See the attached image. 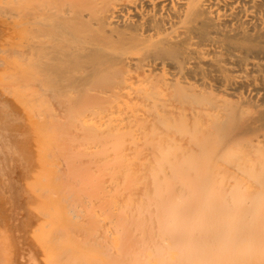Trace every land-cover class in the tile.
Masks as SVG:
<instances>
[{
    "label": "bare ground",
    "instance_id": "obj_1",
    "mask_svg": "<svg viewBox=\"0 0 264 264\" xmlns=\"http://www.w3.org/2000/svg\"><path fill=\"white\" fill-rule=\"evenodd\" d=\"M23 1L28 2V6L32 3L31 7H28L30 9V19H34L33 21L36 19L40 22L43 21L42 25L40 24L42 28L47 27L46 29L49 31L52 30L48 29L49 26L55 28V25H58L60 30L56 31L59 33L62 32V34L59 35L60 38H58L57 32L54 31L55 29L53 31L56 32V37L59 39L58 42H61L60 39H63V46L60 47V43H58L59 48H55L57 43H55L56 46L53 44L52 47L55 46L52 48L53 52L56 49L59 53H56V57L50 58L49 56L51 59L50 61L49 58L46 59L48 53H45L47 54L45 55L46 57L39 53V51L41 52L43 50V46H41L42 48L38 51V47H40L41 44L38 46V43L36 44L35 41H32L37 36L35 35V31H33L35 34L28 31L31 33L29 36L28 32H26L27 29L25 25L24 27L26 30H24L22 26H19L24 30L23 31L21 29V31L24 32L23 35H28V40L31 39L33 43L30 46L29 44L31 42L25 39L23 41L25 47L27 41L30 42L27 45L30 46V48L26 50L21 43L22 40L19 38V44L17 41L15 44L20 46L19 49L24 47L26 51L24 48L21 50H18V47L14 48L15 44L13 43L14 46L12 49H16L20 51V53H17L18 51L16 50H13L12 52L9 51V54L11 53L10 57L14 59L15 56L16 58V55L13 54L15 52L18 57L21 53L22 55L25 54L28 56L31 53L32 56L35 54L34 59H36L38 54L39 56L37 57V60H29V62H31L29 64H34L33 62H36L38 67L40 64V62L38 64V60L42 62V60H40L41 55L46 59V62L44 61L45 59L43 60L44 63H41L42 65H47L51 62L47 65V67L53 65L52 62L55 61V58L59 59L61 62L60 63L58 60L57 61L59 63L57 61L54 62L57 66L60 64L58 67H61V65L64 64L63 62H65V69H67L69 65L71 66L67 69L69 71L66 70L67 72H77V83L79 84L78 86L76 85L77 87L74 86L76 84L75 81H72L76 77L73 79L68 78L71 82L69 80L67 81V78L64 80L65 82L62 79V82L61 78H64L65 76H60V78L57 76L56 78V76L53 75L54 72H51V74L48 72V75H53L55 77H50L45 74L43 75L44 78L47 77L52 80H49L50 85L54 84V82L57 83L56 85L62 82L59 85L63 86L62 84L66 83V81L68 84L70 82V86L66 83V86L62 88H67V86L71 87V90L78 88V90L74 89L72 91H76L78 93L76 95H79V97L83 99L84 97L82 96L86 95V99H84L86 103L88 102L87 100H92L96 104L94 106L95 109L93 108V102H91L93 105L87 103V105H85V109H82L84 107L81 106L85 101L83 104L81 103L82 105H80V101L74 102L76 104H74L72 100V102L70 100L68 101V95L66 97V95L63 96L61 94H63L62 91H64V94H69V92L62 90L60 93V90L62 89L61 86L60 89L59 86L57 87L54 84L55 89L59 88L58 93L57 91H54L55 89L51 88L46 82V84H44V80L47 82L49 81L47 78L44 79L41 77L42 73L40 77L44 79L42 80L43 83H41V80L37 81V84L41 83L42 86H40V84L36 85V77H33V80H35L29 81V83L34 82L35 84H32L34 86L36 85L35 88L39 89L49 85V89L56 92L55 95L58 96V98H51V93L50 98L52 100H49L50 98H48L47 101V97H45L46 94L43 93L44 91L39 93V89H35L34 93V91H32L34 86L32 84L31 86L27 82L31 79L29 76H35L38 73L40 74L44 70V67L43 69L39 67L41 70H36L38 71L37 73L35 71L36 67L34 68L31 66L34 68L33 73L35 72V75H32V71L27 69L30 67L27 59L32 57L31 54L28 58H26L27 63L25 60H21V58L27 56H20L21 58L19 57V60L26 64L24 65L25 67L21 65L20 68L17 69H20L22 72L25 68V70H30L29 72L31 73L30 74L26 70L30 75L28 78H26L27 75L25 77L22 76V80L24 79L25 82V84L22 85L27 86L29 84L27 88L29 89L30 86L32 87L29 93L33 92L32 94L26 93L29 94L26 99H28L30 95L34 97H31V100L37 98L36 96L38 95L40 97L44 95V97L40 98L41 101L39 99L37 101H40V104H44L47 101L48 103L46 102L47 104H45V107L47 106V108L50 109L48 111L51 113L55 111V108H57L56 110L59 112L61 108L64 107L63 110L65 111V109H67L65 108L66 105V107L73 108L71 105L74 104L72 105L75 108L74 111L77 110L76 108L80 110L78 107L80 105L83 110L80 111L83 115L87 113L90 114V117L88 118H85L86 115H84V119L83 115H81V112L78 110L80 113L76 111L77 114L75 115V120H70L69 122V119L71 118L69 115L71 116V113H73V109L71 110L69 108L71 112H68L69 110L67 109L68 111L66 110L67 112L65 111V113L69 114L66 115L67 117L64 116V120H61V122H65V125V118H67L66 120L70 124L75 121L73 123L74 125L71 126V129H69V131H74L72 127L76 125V121L79 120L78 117L81 116L83 121L80 119L79 122L81 124L77 123L78 125L76 126L78 127L80 125L78 128H81V130L84 128L87 132L88 138L86 139L88 140V145L87 141L84 140L86 135H84V139H82V135L80 136L78 134L80 137L76 139V129L74 131L76 132V135L74 134L75 137L72 134V137L76 139L74 141L72 138L74 143L71 142V140L68 141L67 144L64 142L65 146L62 147L63 149L60 148V143L59 145L55 144L61 150H64V148L66 150L67 147L68 149L70 148V146H68L70 145V142L73 143L75 147H77L76 145H78V147L80 145L83 146L82 142H86V145L84 146L88 147L83 148V150L87 149L85 152V155L88 157L87 162L83 160L85 155L81 152L83 151L82 148L81 150L78 147L76 148V151H79L76 152L77 157H81L80 155L83 154L84 158L81 157L82 159L79 157L77 158L75 156L76 153L70 154L74 146L69 149L70 151H67L68 149L66 150L69 156L64 155L66 156L64 157L66 159L68 157H73L74 160L75 157L78 160L80 159L79 162L76 161L77 159L75 160L77 162L76 165L78 164L75 166L74 160H70L71 162H69L62 159V156L59 157V152L61 151L55 150L56 146L49 144L54 147V152L59 155L58 160H64L63 163H65V165H63L60 161L63 166L62 170L64 169V166H67L69 163L70 166H75L73 167L74 169H72V167L67 169L70 172L66 171V167L63 171L64 173L60 172L64 174H62V176L66 177V179H63V177L61 178V174L57 172L60 176L58 177L59 180H61V184L63 185V182L65 184V188L62 189L64 193L59 190L63 193L61 196L62 200L66 203V200H68L67 198L71 199V202L69 201L70 203H68L69 205L67 204L68 207L66 206L67 208L64 211L69 213L68 223L72 224L71 226H68L69 228L66 233L63 234V237L61 233L59 235L58 230L57 233L56 231L55 233L57 234V237H62H60L61 239L58 237L59 241L62 240L64 242L65 240H69V242L67 241L68 243L73 242L71 240L77 241L75 243H77L76 245L78 246L75 248L80 253H87L83 262H77H79V264H127L128 257L131 258L132 255L141 254V252L147 253V264H251L252 260H256L252 259L253 255L249 253L254 250L258 252V241L254 239V235L261 237V239L264 237V226L262 225L263 229H261L263 231L262 236H260L261 231L259 230V228H261L259 225L261 226L264 222L262 220L263 222L261 221L259 224V221L262 219L261 217L264 216V201L258 197H255L253 200L251 199L252 201H249L248 203H250V205L252 204L254 207L256 205L257 209L259 206L262 207V210L261 208L260 210L263 214L259 212L261 215L259 216L256 213L257 209H254L251 211H255L258 216L252 215L248 217L250 212L248 213L249 215L244 212V210L246 211L248 204L246 205L245 203V206L247 207H245L244 210L242 209L244 207L241 206V208H239L241 210L237 209V206L234 207V205H231L232 207L228 205L229 207H227V205H225L226 202H223L221 197H211L196 186L191 188V180L199 176L210 178H224L232 176L237 178L238 176L246 177L250 174H255L256 176H260V180L256 181L258 182L257 184L264 186V0H51L50 2L56 1L54 5H52L49 0H40L41 2L47 1L45 4H40V1H37V3L39 2V4H37L34 2L35 0ZM24 2L22 3L24 4ZM17 6L19 7V5ZM17 6L16 8H18ZM9 8L13 9L14 12L16 10V8L14 10L13 7H10V5ZM7 9L8 8L5 10ZM5 10L2 12L4 18L6 16L4 15L6 12ZM17 10L20 9L18 8ZM23 11L25 12V10ZM9 13L11 14V11ZM25 13L27 14V12ZM29 14L26 20L30 22L32 20L29 19ZM1 15L2 14H0V17H2ZM16 15L18 17L17 13ZM8 17L10 18V16ZM10 19H12L11 21L13 23V17ZM19 19L22 20V18ZM45 19H50V22L55 21L57 23L53 26V24H50L48 21V23L46 22L45 24L50 25L44 26ZM21 20L18 21L20 22ZM26 20L24 19L23 21L26 22ZM39 21H36L37 24L34 22V24L39 25ZM22 22L21 25L24 23ZM16 24L19 23H15V26H17ZM31 26L35 27L37 30V26H33V24ZM0 28L4 29L3 26H0ZM37 34L39 35L40 33L38 32ZM62 35H64V38L61 37ZM54 36L52 38L55 42ZM32 37H34V39ZM39 37H36V39H39ZM34 43L37 45L36 47H33L35 45ZM45 44H47V42ZM49 47L51 49V46ZM50 49L47 52H49L50 55H54ZM22 50H24L25 53H23ZM29 50L30 53L27 52ZM61 50H63L64 53H62ZM6 51L5 54L8 52ZM34 51L36 52L34 53ZM7 54L4 56H9V54ZM16 59L13 60V64ZM66 62L68 63L66 64ZM76 65L77 68L75 69ZM52 68L53 66L51 69ZM65 69H62L63 72ZM52 70H55V74L57 72L59 73V71L56 72L57 69ZM58 70L62 71L60 68H58ZM21 75H25V72L20 73L19 77ZM40 77L38 79H41ZM25 78L28 80L26 81ZM51 78H55L54 82ZM56 79L58 82L55 81ZM14 81L16 82V80ZM17 83V86L19 87L20 81ZM19 88L22 89L23 86ZM27 88H23V90ZM45 88L46 87H44V89ZM46 92L49 95L48 89ZM73 92H70V95H72ZM80 93L82 96H80ZM33 94H36V96H33ZM62 96L63 98L66 97V100H64L67 101L66 103L70 106H68V104L65 105L64 103H62V106L61 102L63 100H60L63 99L61 98ZM74 96L72 97L75 98ZM76 97L78 98V96ZM26 99L25 101H27ZM56 99L59 100L61 104H57L61 106H59L60 108L56 105L57 101L56 103L51 104V101L53 102V100L55 101ZM49 101L52 106L53 104L55 105V108L50 107L51 105L49 104ZM97 101H99L98 103L101 105H99ZM0 103H4V101ZM78 103L79 105H77ZM28 104L29 103L26 105ZM89 104L92 106L87 109L90 113L86 110V108L90 107ZM37 105H39V103H37ZM10 107L11 106L8 108L10 109ZM8 108L5 107V110H8ZM92 108L94 109L93 112L90 111L93 110ZM42 109L45 108L42 107ZM84 110L86 113H84ZM33 111L32 113L36 116ZM58 112H53L55 115H51L50 113L48 114L51 116L61 114L63 117L64 112ZM12 113L9 115L7 112V115L12 116ZM7 115L3 114V116ZM38 116L39 118L41 117L40 114L37 115V117ZM19 117L21 116H18L17 114L16 118ZM50 118L52 119L53 117ZM50 118L48 119L50 120ZM44 119L46 120L47 118ZM53 119L52 121L50 120L51 122L48 120V125L49 122L56 123L58 121L57 123H59L60 121L58 118ZM13 120L14 119H12V121ZM15 120L13 122H15ZM34 121H36V119ZM42 123L40 124L42 125ZM57 123L55 124V128L58 132L54 131L55 134L54 136L52 135L54 139H52L49 134L47 135L52 139L50 140L52 143L55 141V143L60 142V140L65 138L64 136L63 138L62 135L66 136V134L69 133L67 130L70 126L67 125L65 130H63L66 132H61L62 134L57 136L58 133L60 134V130L58 128L61 129L64 124L62 123L61 125L60 123ZM57 125H60L61 127H58ZM46 126H44V128ZM52 126L53 125L49 126V128ZM49 128L46 127L47 130ZM6 130L7 129L3 132L5 135L7 134ZM49 130L51 131V128ZM81 133H83V131H81ZM8 134L10 135L11 133ZM25 134L27 133L25 132ZM2 135L0 137V141L3 138H5L6 141L8 136L5 137L4 135L2 137ZM12 135L13 134H11L10 139L13 137ZM56 136L60 138L59 141L55 140ZM68 136L71 135L68 134ZM25 139L28 140L27 138ZM69 139H71V137ZM78 139H82L84 141L81 140L82 142H80L79 140V143H81L79 144L77 142ZM65 140L68 139L66 138ZM31 142H28L27 144ZM13 144L12 145L15 146L17 143L14 141ZM25 145L22 146L24 147ZM4 146L5 144H3L1 150H3V148L5 150H3L0 155L2 157V153L7 152L6 154L4 153V156H7L4 158L5 163L2 157L1 161L3 162L1 165L4 166L6 163L8 165V157L10 160L14 159L12 162L13 164L18 163L19 159L16 160L13 154H9L11 153V150L9 151V148L7 149L5 148L6 146ZM23 147L21 150L24 149ZM53 147H51V151ZM14 148L18 149L19 147L16 145ZM34 148L33 151H35ZM59 148L58 150H60ZM42 149L44 150V148ZM29 150H32V148L28 149V152L26 150L22 151L32 154V151L29 152ZM19 151L20 148L18 150V154ZM23 152L20 154H23ZM34 153L37 152L35 151L33 154ZM52 153L50 152L48 154L51 155ZM78 153L82 154L78 155ZM27 155L29 156V154ZM52 155L54 156V154ZM27 161L28 164L29 160ZM1 165L0 169L2 168V174L5 175V171L6 176H9L8 173H10L13 167L11 168L10 166L8 167L5 165L9 169L8 171L6 168L3 170ZM61 165H57V167L59 166L58 169L60 168L59 171H61ZM15 166L17 165L15 164ZM21 166L23 167V165ZM53 166L55 167V164ZM17 168L15 167L16 170ZM21 168L17 170L16 175L12 174L14 172L11 171L10 178L18 180L21 177L19 173L21 172ZM75 168L77 174L74 173ZM47 169H49L48 166ZM24 172H21V174H24ZM68 173H70L71 176H69ZM12 175H15L17 179L13 178ZM66 175L72 179L68 178ZM23 176L24 175H22V177ZM55 179L57 181V178ZM69 180H73L76 184H73V182ZM11 182L10 185H13V183L16 185L18 182H23V180L12 182V184ZM22 184H20L21 187L24 186L25 183L23 185ZM17 185L16 188H19ZM69 185L73 187L71 189H74V186H76L78 193L76 192V194H73ZM77 185H79V187ZM7 187H9L8 183ZM7 187L5 186L3 189L1 188L2 190L0 189L1 191L4 189L8 190H4V195L2 197L6 198L9 194L10 187L11 190L13 188V186H10L9 189ZM21 187L16 190L21 189L22 191ZM14 190L15 188H13V191ZM176 192L179 196H183V194L188 195L192 192L193 196H189L188 199L189 201L193 200L196 202H181L182 206L174 212L173 208L168 207L170 204L166 195H173ZM18 193L19 192L17 191V196L19 195ZM43 193L42 196L46 194ZM21 194L22 192H20L19 196L22 197L19 199L21 202L17 200L18 198L15 196L14 198L16 202L20 203L21 206L19 205L20 208H18V212L21 211L22 214V211L24 210L22 206L24 205L21 203H23V198L25 200L24 195L26 192L25 194L23 193V196ZM234 196L233 199L236 200V202L238 201L237 204H239L241 198L238 199V195L236 197ZM8 197L10 198L11 194H9ZM8 197L6 198V202L11 204V201L14 198H12V196L9 199L10 201H7ZM30 198H28L29 200H26L27 203L31 202L32 199ZM222 202L223 206L220 204ZM8 203L6 204L8 205ZM64 204H61L62 211L64 209L63 207H65ZM239 205H241V203ZM27 206L28 205L25 204V209H28ZM8 207L10 208L11 206ZM196 207L200 212L198 214L193 213V210H195ZM237 210H239L240 213L239 211L237 212ZM25 211L28 212V210ZM64 211L63 213L65 214ZM242 212L247 215L248 218H245L246 216L243 217L244 215L241 214ZM6 213H8V210ZM10 213L12 214V211H9V214ZM32 213L34 215V211ZM32 213H28L27 215L25 212L24 214L28 216H26L25 219H28L29 216H31V219L33 215L30 214ZM66 215L65 217L68 216ZM14 217H11L10 219L12 220ZM257 217L259 221L256 220ZM21 218H23V215L19 218L20 223H18L21 225H18L21 229L22 226L23 228L26 226L27 230L31 227L35 229V225H38L40 222H36L38 221V218L36 221L34 220V222H32V226L29 225L31 227H28L23 223L24 218L21 222ZM253 218L256 222H258V224L252 223V220L253 222L255 221ZM33 219L34 218L30 221H33ZM242 219L245 220L244 223H242ZM238 220L241 222L238 223ZM246 220L247 223H245ZM9 221L10 220L8 219L9 225H7V229H9L8 231L10 233L11 229L9 227L11 224L16 222V220L12 221V223ZM2 222H4V220H2ZM255 224L256 227H259L257 231H254ZM13 225L11 227H13ZM244 226L248 227V230L247 227H245L247 231L244 230ZM5 227L6 224L3 228ZM251 227H253V229ZM38 229L40 231L42 226ZM27 230L25 234L24 231H22V233L24 235L27 234V238L31 236L32 238L30 240H33L35 236H38L37 234L32 236V234H35L36 231H34L31 235H28ZM5 233H7V231H5ZM17 233L18 231H14L11 235H17ZM55 233L53 231V235ZM24 235H22V237ZM55 236L53 239L56 240L57 237L55 238ZM9 237V241L7 242L10 244L9 246H11L13 244L12 241L15 243L16 239L14 240L10 237L12 239L11 240ZM263 239H258L260 241V245L263 244ZM18 240L23 241H20L21 245L26 243V241H24V237L22 239L18 238L17 244L19 245V248L20 242L18 243ZM30 240L27 241V246L29 245V248L32 247L30 250L35 249V247H37L35 245L38 241L36 239H34L37 241H35L36 243L31 241L33 244L35 243L33 245ZM248 243L250 246H248ZM15 244H13L12 247H15ZM25 245H22V249L24 250ZM16 248L11 249L12 251L14 250V259ZM29 248L25 250L26 256L23 258L25 261L22 264H40L39 261L37 262L38 258L35 259L34 254L31 253L33 251H30ZM1 249L4 250V248ZM19 250L17 248V251L20 253L21 251ZM43 251L44 250H42V252ZM78 251L75 252L78 253ZM174 251L177 253L175 257H172ZM6 252H8V250ZM75 252L73 253L71 251V255L69 254V257L75 255ZM40 253L41 252L37 253L36 251L35 255H39ZM20 254H18V256ZM66 254L68 255V253ZM76 255L79 256V253ZM20 256L21 260L20 258H16L22 262L23 256L22 254ZM141 256L138 257L140 258ZM1 257L3 258V256ZM9 257H12V253ZM245 257H247V259L251 258L252 260L250 259V262L248 263ZM168 258H173L174 261H168ZM243 258L245 260H242ZM15 261L16 260H12V263L14 262L13 264H15ZM130 261L132 262V260ZM3 262L0 263L2 264ZM65 262H68L69 264L72 263H70L69 260ZM137 262L139 263V261ZM262 263H264V261ZM9 264H11V262Z\"/></svg>",
    "mask_w": 264,
    "mask_h": 264
},
{
    "label": "rangeland",
    "instance_id": "obj_2",
    "mask_svg": "<svg viewBox=\"0 0 264 264\" xmlns=\"http://www.w3.org/2000/svg\"><path fill=\"white\" fill-rule=\"evenodd\" d=\"M2 1V2H1ZM28 1V0H27ZM37 1H40V0H35L34 2H36L37 3ZM44 1V0H43ZM48 1V0H47ZM47 1H45V2H47ZM51 0H49V2H50ZM7 2V3H6ZM11 2V3H10ZM22 2H24L23 0H0V14H2L1 16L2 17H0V26L2 27L3 26V28L4 29H2V28H0V102H2V101H4V103H0V119H3V120H0V137H1V135L3 134V132H5V129H7L6 131H7V134L5 135V134H3L2 135V137L5 135V137H7L8 136V138H7V140H10V141H5V138H3L1 141H0V144L1 143H3V144H5V148H9V151L11 150V153H9V154H13V156L16 158V160H18L19 159V162L18 163H12L13 162V160H10L9 159V157H8V162L10 163H8V165H7V163L5 164L6 166H10L11 168H12V172H14V173H12V174H17L16 172H17V170L18 169H20L22 166L21 165H23V167L21 168V172H24L25 170L26 171H28V172H24V174L22 173L21 174V172H19L20 173V176H19V174H18V176L20 177H18L19 179L18 180H13L12 178H10L11 177V171H10V173H8V171H9V169L4 165H1V163L4 161V158L7 156H4V153L6 154L7 152H3L2 153V157H3V161H1L2 160V157H1V155H0V165L3 167V170H4V168H6L8 171H7V173L9 174V176L7 175L6 176V172L4 171V173H5V175H3L2 174V168L0 169L1 171H0V189L2 188L3 189V187H7V183H8V186L10 187V186H13V188H15V190L18 188H16V185L19 183L18 181H22L23 180V182L25 183H23V182H21V183H19L17 186H19V188L21 187V185L20 184H24V186H22L21 188H22V191H21V189L20 190H14L13 191V188H12V190H11V187H10V189H9V187H7L8 189H9V194H11V197L12 198H14V196L16 197V198H18L17 200H19L20 198H22V197H19L20 196V192H22V196L25 194V192H26V194L24 195L25 196V200H24V198H23V203H25L26 205H28L27 207H28V209H25V204H23V203H21L22 205H24V206H22V208L24 209H22L23 211H22V214H21V211L20 212H18V208H20L19 207V205H20V203H18V202H16V200H15V198L13 199V200H15V201H11V204L10 203H8V202H6V198L8 197V192H7V194H5V195H7V197L5 198V197H2L4 194V190H7V189H4L3 191H1L0 190V222H1V224H2V226H1V224H0V262H3L2 264H9L10 262H11V264H13L12 263V260H16L15 261V264H18L19 262H21L20 260H21V254H22V259L24 258V256H26L25 254H26V249L27 248H29L28 246H27V241H29L32 237L30 236V237H26V235H24L25 233H26V230H27V228H26V226H24L25 228H23V226H22V229H26V230H22L20 227H18V225L19 226H21L20 224H18V223H20L19 221V218L21 217V215H23V218H24V221H23V218H21V222L23 221V223L24 224H26L28 227H31L32 226V222H34V220L36 221V219H38V221H36V222H39V224L38 225H35L34 227H35V229L33 228V227H31V228H28V230H27V233H28V235L30 234H32V233H34V231H36V233L35 234H32V236L33 235H38V236H35L34 237V239H36V240H30V242L31 241H36L37 242V244L35 245V246H37V247H35V249H32V250H30L31 248H29V250L30 251H33V252H31L32 254H34V256H35V259H37V262L39 261V263L40 264H67L65 261H68L69 260V262L71 263H73V264H79V262L81 261V262H83V260L85 259V257H86V255H87V253L85 254H83V253H80L75 247L76 246H78V245H76L77 243H75V242H77V241H75V240H71V241H73V242H71V243H68L69 242V240H65L64 242L62 241V240H60L61 241V243H60V241L58 240V237L60 238L61 236H58L57 237V230H58V233H59V235H60V233H61V235H62V237H63V234L64 233H66V231L68 230V226H71V224L72 223H68V220H69V213L68 212H65L64 210H66V208L68 207L67 206V204L68 203H70L71 201V199H69V198H67V197H64V198H67L68 200H66L67 202L65 203V201L64 200H62V198H61V196H62V194L64 193L63 192V188H65V184H64V182H63V185L61 184V180H59V175H58V173L57 172H63L64 170H65V167H66V171H69V170H67L68 168H71L72 167V169H74L73 167H75V166H77L76 165V163L77 162H79V160L77 159L78 157H77V153L76 152H79V151H76L77 149V147H78V145H76L77 147H75V145L73 144L74 142L72 141V138H73V140L75 141L77 138H79L81 135V138L82 139H84V135H86V137H85V141H87V145H88V140L86 139V138H88V136H87V132L84 130V128H82V130H81V128H78V127H80V125L77 127L76 125H78L77 123H80L79 121H80V119L82 118L80 115V117H78L79 118V120L78 121H76L77 123H75L76 125L74 126V127H72V129L75 131V129H76V131H77V136H76V139L74 138L75 137V133L76 132H74V131H69V129H71V126H73L74 124V122L73 123H68V121L66 120L67 118H65V121H66V125H65V122H61V120H64V116L65 117H67L66 115L67 114H69V113H65V111L68 109L69 110V108L70 107H66L67 105L66 104H68V103H66L67 101H65L66 99V97H67V95H68V98L69 99H67L68 101L70 100H72L73 101V103L74 102H78V101H80L79 103H80V105H82L83 104V102L85 101L84 99H86L85 98V96H82V94L80 95V96H82V97H84V99L83 98H80L79 97V95H76V94H78L76 91H72V90H74V89H72L71 90V87H69L70 85L69 84H71L70 82H71V80H69V79H73L74 77H76V78H74L72 81H75V85L74 86H78L79 84L77 83V77L78 76H76L77 75V72L75 71L74 73H72L71 71L70 72H67V71H69V70H67L68 68H70L71 66L69 65L68 67H67V69H65L66 68V65H65V62H63L62 64L63 65H61V67H58V66H60V64H58V66H57V64L56 63H54L55 61H59L60 62V60L59 59H56L55 58V61H53L52 63H53V68L52 69H57L56 70V72L57 71H59V73L57 72L56 74H55V70H52L51 69V67L52 66H48L47 67V65H49V64H47V65H45V64H41V63H44V61L46 62V59H48L49 58V56H50V58H52V57H56V53H59V52H57L56 51V49H55V51L53 52V49L52 48H54L55 46H56V44L55 43H57V46L55 47V48H59V45H58V43H60V47H62L63 46V42H62V40L63 39H60L61 40V42H58V38H60L59 37V35H61L62 34V32H57L58 30H60L59 29V27H58V25H55L57 22H55V21H52V22H50V19H45V21H44V24L47 22L48 23V21L50 22V24L52 23L53 24V26L55 25V28L54 27H51V26H49L48 24H45L44 26H49L48 27V29H52V30H47L46 28L47 27H43L42 28V22H40L39 20H35V21H33L32 19H30L31 18V16H30V14H29V12H30V7H31V5H32V3H30L31 5H29L28 6V2H24V4L22 3ZM30 2H32V1H30ZM45 2H41L40 1V4L42 3V4H45ZM3 3V4H2ZM26 3H27V6H26ZM35 3V4H36ZM52 5H54L55 3H56V1H53V2H50ZM4 4H6V5H4ZM24 6H23V5ZM37 4H39V2L37 3ZM5 7H4V6ZM9 5H10V7H13L14 8V10H15V8H16V6L17 5H19V9L21 10H17L18 8H16V10H15V12L13 11V9H10L9 8ZM12 5V6H11ZM16 5V6H15ZM50 5V4H49ZM52 5H50V6H52ZM26 6V7H25ZM3 7V8H2ZM29 7V8H28ZM5 10L6 8H8L10 11H11V14L9 13L10 11L7 9V10H5L6 12L4 13V15H6L7 17L8 16H10V18L11 17H13V23H12V19H10L9 17L7 18L6 16H5V18H4V16H3V13L2 12H4L3 10ZM5 8V9H4ZM23 10H25V12H27V14L23 11ZM8 11V12H7ZM20 12H21V14H20ZM16 13L18 14V17L19 18H22V20L21 19H19L18 17H17V15H16ZM15 14V15H14ZM25 14H26V16H25ZM28 14H29V19L30 20H32V21H30V22H33V23H30L29 21H27L26 20V18L28 17ZM11 15H13V16H11ZM24 16V17H23ZM15 18V19H14ZM21 20L20 22L18 21V20ZM26 20V22L25 21H23V20ZM28 19V20H29ZM57 20V19H56ZM14 21H17V22H14ZM24 23H23V22ZM39 21L40 23H39V25H35V24H37V22ZM21 22L23 23V25H21ZM28 22V23H27ZM34 22H35V24H34ZM54 22V23H53ZM15 23H19V24H16L17 26H15ZM12 24H14V25H12ZM33 24V26H37V30L35 29V27H32L31 25ZM41 24V25H40ZM24 25H25V27H26V29H27V31L26 32H32L33 34H35V35H37L36 37H41V40H40V37H39V39L37 38L36 39V37L34 36V35H32V36H34L35 37V39H34V37H32L34 40H32L33 42L35 41L36 42V44L38 43V46L40 45V47H38V51L42 48L41 46H43V53H42V51L40 52L39 51V53L40 54H42L43 56H45V55H47V54H45V53H48V55H47V58L45 59V58H43V56L41 55L40 57H41V59L40 60H42V62L41 61H39L38 60V64H39V62H40V64H39V67H41L42 69H43V67H44V70L41 72V71H39V72H41L40 74L38 73V71H36V70H38V69H40L39 67H38V65H37V63L36 62H33L34 64H29V63H31V62H29V60L31 61L32 59H34L35 57V54L32 56V54L30 53V50L29 51H27L28 53H30L31 54V56L32 57H30V59H27L28 60V64L30 65V67H29V65H28V67L29 68H27V69H30L31 71H32V75H35L34 73H33V71H34V68L36 67V69H35V71L39 74H37L38 75V78L40 77V75L42 74V76L41 77H43L44 78V76L43 75H47V76H50V75H48L49 73L51 74V72L53 73V75H55L56 76V78H57V76H59V78H60V76H65L64 78H61V81H62V79H63V81L64 80H66V78H67V81L69 80L70 82H69V84H68V82L66 81V83L69 85V86H67V88L65 87L64 89L62 88V87H64V86H66V83H64V84H62L63 86H61V85H59V84H61L62 82L61 81H59V82H61V83H59L58 85H56L57 83L56 82H54V79L55 78H51V79H53V82H54V84H55V86H59V88H60V86H61V90H60V93H61V91L62 90H66L65 92H69V94H64V91H62L63 92V94H61V95H63V96H65L66 95V97L65 98H63V96L61 97V98H63V99H60V100H63V101H65V102H61V104L62 103H64L65 105V108H67V109H65V111L63 110V108H61V110L59 111L60 113L62 112H64L65 113V115H64V113H63V117L61 116V114H56V116H51L52 114L53 115H55V113H53V112H55L56 111V113L58 112L56 109L57 108H55V105L53 104V106L51 105L52 103H56V101H57V103H56V105L57 104H60V102H59V100H53V102L51 101V104H50V101H49V104L51 105H49L50 107H53V108H55L54 110L55 111H53L52 113L50 112V111H48V110H50V109H48L47 108V106L45 107V104H47L48 102V98H50V94L52 93V97L51 98H58V96H56L55 94H56V92H54V91H57L58 93H59V91H58V89L59 88H57V89H55V87H54V84H49L50 83V81H52V80H50V79H48L47 77H45V78H47L48 79V81L49 82H47L46 80H44V79H42L41 77V79H38L37 78V75H35V76H29L30 74L25 70V68H24V71L22 70V72H25V75H21L20 77H19V75H20V73H22L21 71H20V69H17V68H20V66L22 65V66H24L27 62V60H26V58H28L29 56H30V54H29V56L28 55H22V53H21V55L20 56H22V57H24V56H27V57H24V58H21L20 56V58H21V60H25V62L26 63H24V62H22L21 60H19V57L17 56V54H16V52L15 53H13V54H15L16 55V58H15V56L14 55H12V56H14V59H12L10 56H11V53L9 54V51H13V50H16V49H12V47L14 46V44H15V42L17 41L18 42V44H19V38H20V40H22V45L25 47V44H23L24 42V40L26 39V40H28V38H29V36L31 35V33H29L28 32V35H26V36H24L23 35V31L24 30H26L25 29V27H24ZM22 26V28H24V30L22 29V28H20V27ZM39 26V27H38ZM57 26V27H56ZM56 28H58V29H56ZM14 29H15V31H14ZM21 29L23 30V31H21ZM30 29V30H29ZM55 29V30H54ZM3 32H2V31ZM6 30V31H5ZM56 31L57 32V35H58V38L56 37V32H54V31ZM33 31H35V33L33 32ZM51 31H52V33H51ZM8 32V33H7ZM13 32H15V33H13ZM40 33L39 35L37 34V33ZM54 32V33H53ZM8 34H10V35H8ZM54 34H55V36H54ZM6 35V36H5ZM19 35H20V37H19ZM23 37H22V36ZM28 36V37H27ZM54 36V40H55V42L53 41V37ZM64 35H62L61 37L62 38H64L63 37ZM26 37V38H25ZM31 38V37H30ZM57 39V40H56ZM6 40V41H5ZM45 40V41H44ZM4 43H3V42ZM28 41H30V42H28ZM27 41V43H26V50L28 49V48H30V46L32 45V41H31V39H29ZM7 42H9V43H7ZM26 42V41H25ZM47 42V44L49 45V46H51V49H50V47L47 45V44H45ZM50 42V43H49ZM14 43V44H13ZM28 43H30L29 45L30 46H27L28 45ZM61 43H62V45H61ZM13 44V45H12ZM18 44H15V46H14V48H17L18 50H21V49H23L24 47H22V48H20L19 49V45ZM35 44V43H34ZM34 45L33 47H36L37 45ZM53 44L55 45L54 47H52L53 46ZM4 45V46H3ZM16 45H18V46H16ZM65 46V45H64ZM4 47V48H3ZM66 47V46H65ZM9 48V49H8ZM25 48H24V50H25ZM32 48V47H31ZM64 48V47H63ZM50 49V51L52 50V52H53V54L54 55H50V53L49 52H47L48 50ZM8 52H7V51ZM18 50H16V51H18ZM24 50H22L23 51V53H25L24 52ZM25 50V51H26ZM46 50V51H45ZM5 51L9 54V56H4V55H6L5 54ZM62 51V53H64L63 52V50H61ZM61 51H60V53H61ZM4 52V53H3ZM26 52V53H27ZM36 51H34V53H35ZM17 53H20V51H18ZM27 53V54H28ZM7 54V55H8ZM52 54V53H51ZM39 55L37 54V57H38ZM6 57V58H5ZM37 57H36V59H34V60H37ZM46 57V56H45ZM61 57V56H60ZM49 58V60L51 61V59ZM12 59V60H11ZM16 59V64H15V62H14V64L12 63L13 62V60H15ZM45 59V60H44ZM44 60V61H43ZM49 60H47V61H49ZM54 60V59H53ZM57 61V62H58ZM61 61H63V60H61ZM58 62V63H59ZM61 63V62H60ZM68 62H66V64H67ZM11 64H13V65H11ZM36 64V65H35ZM41 65V66H40ZM45 65V66H44ZM57 66L58 68H60L61 70L62 69H65L64 70V72L66 73H64L63 72V70L62 71H60V70H58V68L57 67H55V66ZM27 66V65H26ZM31 66H33V67H31ZM63 66H64V68H63ZM73 66V65H72ZM25 67V66H24ZM38 67V68H37ZM47 67V68H46ZM33 70H32V69ZM77 68V65L75 66V69ZM23 69V68H22ZM49 69V70H48ZM72 69H74V68H72ZM72 69H70V70H72ZM8 70V71H7ZM17 70H19V71H17ZM41 70V69H40ZM46 70V71H45ZM67 70V71H66ZM4 71V72H3ZM7 71V72H6ZM46 72V73H45ZM49 72V73H48ZM27 73V74H26ZM48 73V74H47ZM68 73V74H67ZM61 74H65V75H61ZM27 75V77L26 78H28V76H29V78H31V79H27L26 80V78H25V80L29 83V81H34L35 79H36V85H38V84H40V86H42V84L41 83H43L42 82V80H44V84H49L50 85V87L51 88H54L55 90L53 91V90H50L49 89V85L47 86H44V87H46L48 90H49V95L47 94V89L45 88L44 89V87H42V88H35L36 87V85L34 86L33 84H35L34 82H32V83H29L30 85L32 84L34 87H33V89H32V85L30 86V88L28 89L27 87H28V85L27 86H25V85H22V84H25V82H24V79L22 80V76H26ZM50 76V77H55V76ZM9 76H10V78H14V80H16V82L13 80V78L12 79H10L9 78ZM19 78H18V77ZM67 76V77H66ZM71 78H70V77ZM73 76V77H72ZM33 77L35 78L34 80H33ZM59 78H58V80H59ZM69 78V79H68ZM18 79V80H17ZM38 79V80H37ZM12 80H13V82H12ZM41 80V83H38L37 84V81H40ZM58 80L56 79L55 81H57L58 82ZM18 81H20V83H19V87H22L23 86V88H27V89H24L23 90V88L21 89V88H19L17 85H18ZM21 81H23V82H21ZM46 82V83H45ZM65 82V81H64ZM13 83H14V86H13ZM17 83V84H16ZM5 84V85H4ZM6 84H8V85H6ZM16 84V85H15ZM43 84V85H44ZM73 84H74V82H73ZM2 85V86H1ZM8 86H9V88H8ZM10 86H11V88H10ZM13 86V87H12ZM74 86H72V87H74ZM76 86V87H77ZM4 87H6V88H4ZM37 87H39V86H37ZM6 89V90H5ZM10 89V90H9ZM30 89H32V91H34L35 89H39L38 91H39V93L40 92H42V91H44L43 93H45L46 95H45V97H47V103L45 102L43 105L42 104H40V98L41 97H44V95H42L41 97L38 95V96H36V94H33V96L35 95L37 98H35L34 100L32 99L31 100V95L28 97V99H26V97L29 95V94H32V93H29L30 92ZM42 89V90H41ZM69 89V90H68ZM5 90V91H4ZM28 90V91H27ZM41 90V91H40ZM68 90V91H67ZM75 90H78V88H76ZM38 91H36V92H38ZM51 91H53V92H51ZM3 92V93H2ZM8 92V93H7ZM70 92H73L72 93V95H70L71 93ZM26 93H29V94H26ZM34 93H35V91H34ZM38 93V94H39ZM74 93H75V96H74ZM24 94H26V95H24ZM42 94V93H41ZM40 94V95H41ZM4 95V96H3ZM7 95H9V96H7ZM24 95V96H23ZM48 95V96H47ZM57 95H59V94H57ZM61 95H59V96H61ZM84 95V94H83ZM54 96H56V97H54ZM72 96H74L75 98H73ZM76 96H78V98L76 97ZM2 97V98H1ZM24 97V98H23ZM73 99H72V98ZM32 98H34V97H32ZM49 99V100H52V99ZM71 98V99H70ZM76 98H77V100H76ZM1 99H2V101H1ZM11 99H13V100H11ZM23 99H24V101H23ZM25 99L27 100V101H25ZM40 100V101H37V100ZM65 99V100H64ZM78 99H81V100H83V101H81V100H78ZM87 99H88V97H87ZM30 100H31V102H30ZM44 100V99H43ZM45 100H46V98H45ZM91 100V99H90ZM35 101H37V102H35ZM71 101V102H72ZM88 102L87 103H90L91 104V102H93L92 100L91 101H89V100H87ZM24 102H26V103H24ZM44 102V101H43ZM59 102V103H58ZM71 102H70V104H71ZM96 102V101H95ZM99 101H97V103H98ZM24 103V104H23ZM27 103H29L28 105H26ZM37 103H39V105H37ZM79 103L77 104V105H79ZM82 103V104H81ZM86 103V101L84 102V106L82 105L81 107H84V108H82V109H85V105H87V103ZM94 103V102H93ZM93 103L91 104V105H93ZM102 103V102H101ZM3 104V105H2ZM60 104V105H61ZM74 104H76V103H74ZM74 104H72V105H74ZM89 104V106L90 107H88V108H86V110L87 109H89V108H91L92 106ZM99 105H101L100 103H98ZM19 105V106H18ZM42 105V106H41ZM60 105H57L58 107L60 106ZM71 105V107H73V108H70L71 110H72V112L73 113H71L72 115L70 116L69 115V117H71L70 119H69V117H68V119H69V122H70V120H75V115L77 114L76 113V111L77 112H79L80 110L81 111H83L82 109H81V107H80V105L78 106L79 108H80V110L78 109V108H76L77 110H75L74 111V106H72ZM96 104L94 103V105H93V108L95 109V106ZM9 106H11L10 107V109L8 108ZM29 106V107H28ZM30 106H31V108H30ZM33 106V107H32ZM48 106V107H49ZM62 106H63V104H62ZM68 106H70L69 104H68ZM98 106V105H97ZM5 107L6 108H8V110L6 109L5 110ZM27 107V108H26ZM42 107L43 108H45V109H42ZM49 107V108H50ZM61 107V106H60ZM59 107V108H60ZM75 107H76V105H75ZM20 108V109H19ZM53 108H51V109H53ZM58 108V109H59ZM92 108V109H93ZM28 109V110H27ZM94 109L93 110H90L91 112H93L94 111ZM26 110V111H25ZM34 110V111H33ZM67 110V111H68ZM79 110V111H78ZM13 113H12V112ZM32 111L33 112H35V114H36V116H34V114L32 113ZM46 111H48V112H46ZM66 111V112H67ZM80 111V112H81ZM1 112H3V113H1ZM7 112H8V114L9 115H11V113H12V116H9V115H7ZM10 112V113H9ZM17 112V113H16ZM26 112V113H25ZM58 112V113H59ZM68 112H71L70 110L68 111ZM75 112V113H74ZM79 112V113H80ZM87 112H89L88 110H87ZM16 113V114H15ZM22 113V114H21ZM23 113H24V115H23ZM48 113H50V114H48ZM78 113V114H79ZM84 113H86V111L84 110ZM90 113V112H89ZM3 114L5 115H7V116H3ZM18 114V116H21V117H19V118H16V115ZM29 114H30V116H29ZM41 115V117L40 118H42V119H40L39 118V116L37 117V115ZM88 114V113H87ZM87 114H84V115H86L85 116V118L87 117H90L89 115L90 114H88V116H87ZM50 115V116H49ZM57 115H60V116H57ZM81 115H83L82 114V112H81ZM84 115H83V118H84ZM2 116V117H1ZM15 116V117H14ZM28 116V117H27ZM73 116V117H72ZM5 117H6V119H5ZM10 117V118H9ZM50 117H53L54 119H57L58 118V120H60L59 121V123L62 125V123H64L62 126L63 127H61L60 125V127H61V129L60 128H58L59 130H60V134L58 133H56L57 134V136L58 135H61L63 132H66V131H63V130H65V128L67 127V125H69L70 127L68 128V130L67 131H69V133H65L66 134V136L65 135H62V137L64 138V139H62V137H61V139L62 140H60V138L59 137H55L56 139L55 140H60V142H58V143H55V142H53L52 143V141L50 142V140H52V139H54V134H55V132L54 131H57V129L55 128L56 127V123L58 122L57 120H55V121H57L56 123H50L51 121H52V119L50 118ZM57 117V118H56ZM61 117V118H60ZM44 118H47L46 120L44 119ZM48 118H50V120L48 119ZM63 118V119H62ZM77 118V117H76ZM84 118V119H85ZM8 119H10V120H8ZM12 119H17V120H15V122H13L12 121ZM30 119H31V121H30ZM36 119V121H34ZM40 119V120H39ZM53 119V120H54ZM48 120L50 121L49 122V125H48ZM18 121V122H17ZM30 121V122H29ZM38 121V122H37ZM45 121H47V122H45ZM81 121H83V119H81ZM20 122V123H19ZM23 122V123H22ZM43 122V123H42ZM16 123V124H15ZM30 123V124H29ZM40 123H42V125L40 124ZM45 123V124H44ZM47 123V124H46ZM59 123H57V124H59ZM39 124V125H38ZM81 124V123H80ZM17 125V126H16ZM22 125V126H21ZM26 127H25V126ZM31 125V126H30ZM47 125V126H46ZM51 125H55L54 126V128H53V126L52 127H50L51 128V131L49 130L50 128H49V126H51ZM10 126V127H9ZM44 126H46L47 128H49L48 130L46 129V127L44 128ZM6 127V128H5ZM41 127H42V129H41ZM76 127V128H75ZM10 128V129H9ZM23 128H24V130H25V132L27 133V134H25V132H24V130H23ZM33 130H32V129ZM77 128H78V130H79V132H78V130H77ZM8 129H9V131H8ZM17 129V130H16ZM54 129V130H53ZM13 130H14V132H13ZM53 130V131H52ZM83 131V133H81V131ZM85 131V132H84ZM58 132V131H57ZM62 132V133H61ZM74 132V133H73ZM8 133H11V134H13L12 136V141H13V143H14V141H15V143H17V144H15V146L17 145L19 148H20V151L21 152H23L22 150H26L27 152H28V149H30V148H32V150H29V152H31L32 154H30V153H26L25 151V154H24V152H23V154H24V156H23V154H20L21 152L19 151V154H18V150H19V148L17 149V148H14L15 146H13L14 144L12 143V141H11V139H10V137H11V134L9 135ZM23 134H24V136H23ZM31 134V135H30ZM33 134H34V136H33ZM46 134V135H45ZM49 134V136L50 137H52V139L49 137V136H47ZM68 134H70L71 136H68ZM72 134L74 135V137H72ZM78 134L80 135V136H78ZM20 135V136H19ZM27 135V136H26ZM30 135V136H29ZM53 135V136H52ZM22 138V141H21V138ZM24 137V138H23ZM71 137V139H69ZM16 138V139H15ZM25 138H27L28 140H26ZM30 138V139H29ZM58 138V139H57ZM68 139V140H65V139ZM1 139V138H0ZM20 139V140H19ZM33 139V140H32ZM42 139V140H41ZM47 139H49V140H47ZM82 139H78L77 140V142L79 143V140H80V142H82V141H84V140H82ZM30 140V141H29ZM65 140V141H64ZM71 140V142H73V143H71L70 142V145H68V146H70V148L69 149H71L73 146V150H71V153L70 154H72V153H76V157H75V160L77 161H75L74 159H73V157H68L67 159L66 158H64V157H66V156H64V155H68L67 153V151H70L69 149H68V147L66 148V150H65V148H64V150L66 151H64V150H61V149H63L62 147L63 146H65V144H67L68 143V141H70ZM82 140V141H81ZM3 141H5V142H3ZM19 141H20V143H19ZM32 141V142H31ZM38 141V142H37ZM48 141V142H47ZM61 141H62V144H61ZM28 142H31V143H29V144H27ZM36 142V143H35ZM64 142H65V144H64ZM76 142V143H77ZM19 143V144H18ZM27 145H25V144ZM34 143V144H33ZM44 143V144H43ZM59 143H60V148L57 146V145H55V144H58L59 145ZM77 143V144H78ZM86 143V142H85ZM84 142H82V144H83V146L82 145H80V146H82V147H78L80 150H81V148H82V150H83V148H86V147H88V146H84V145H86ZM3 144H1L0 145V153L3 151V150H5L4 148H3V150H1L2 149V147H3ZM13 144V145H12ZM42 145V147H41V145ZM49 144H51V145H54V146H56V148H55V150H57V151H61V152H59V155H57L54 151V147L53 146H51V145H49ZM79 144H81V143H79ZM22 145H25L24 147L22 146ZM33 145H35V146H33ZM21 146V147H20ZM24 148V149H22L21 150V148ZM34 147H37V148H34ZM51 147H53L52 148V151L50 150L51 149ZM26 148V149H25ZM28 148V149H27ZM33 148L35 149V151L37 152V153H34L33 154V152H35V151H33ZM42 148H44V150L42 149ZM58 148L60 149V150H58ZM6 149V150H7ZM14 149V150H13ZM86 150L87 149H84L83 151H81V152H83V154L85 155L86 153ZM52 153V154H54V156L51 154H48V153H50V152ZM74 151V152H73ZM15 153H16V156H15ZM39 153V154H38ZM64 153H66V154H64ZM9 154H8V156H9ZM18 154V155H17ZM27 154H29V156L27 155ZM38 154V155H37ZM62 154V155H61ZM73 154V155H74ZM79 154H82V153H78V155ZM83 154L82 155H80L82 158H84L83 160L84 161H86L87 162V159H88V157L85 155L84 157H83ZM26 155V156H25ZM37 155V156H36ZM42 155V156H41ZM49 155H50V157H49ZM12 156V155H11ZM10 156V157H11ZM12 156V157H13ZM17 156H18V158H17ZM21 156V157H20ZM31 156V157H30ZM58 156L59 157H61L62 156V159H64V160H67V161H69V162H71L70 160H74L75 161V166H70V163L69 164H67V162H66V164H67V166H64V169L62 170V168H63V166L61 165V163H60V161L62 162V164L63 165H65V163H63V161L64 160H62V159H60V160H58L59 158H58ZM69 156V155H68ZM25 157V158H24ZM34 157V158H33ZM39 157V158H38ZM81 157H79V158H81ZM37 158V159H36ZM53 158H54V160H53ZM72 158V159H71ZM81 158V159H82ZM22 160V161H21ZM27 160H29V163L27 164ZM47 160V161H46ZM53 160V161H52ZM7 161V160H6ZM33 161V162H32ZM37 161V162H36ZM73 161V162H74ZM21 162V163H20ZM72 162V163H73ZM4 163H5V161H4ZM3 163V164H4ZM15 164L17 165V166H15ZM27 164V165H26ZM42 166H41V165ZM55 164V167L53 166ZM61 165L60 167H61V171H59L60 170V168L58 169V167H57V165ZM74 164V163H73ZM29 165V166H28ZM72 165V164H71ZM19 166V167H18ZM21 166V167H20ZM44 166V167H43ZM47 166H48V168L49 169H47ZM70 166V167H69ZM15 167L17 168V170L15 169ZM29 167H30V170H29ZM32 167V168H31ZM26 168V169H25ZM53 168V169H52ZM13 169H14V171H13ZM51 169V170H50ZM71 169V170H72ZM23 170V171H22ZM31 171H32V173L34 174V177H33V174L31 173ZM37 171V172H36ZM65 171V172H66ZM72 171H74V170H72ZM71 171V172H72ZM49 172V173H48ZM70 172V171H69ZM26 173V174H25ZM45 173V174H44ZM64 173V172H63ZM63 173H60L61 174V178L63 177V179L65 178L66 179V177H64V176H62V174ZM75 174H77L76 173V168H75V172H74ZM73 173V174H74ZM67 174V173H66ZM73 174H72V177H73ZM74 174V175H75ZM15 175H12L13 176V178H15V179H17V177H15ZM22 175H24L23 177H22ZM28 177H27V176ZM45 175V176H44ZM64 175V174H63ZM68 175L69 176H71V174L70 173H68ZM68 175H66L67 177H68ZM31 176H32V178H31ZM59 176V177H58ZM76 176V175H75ZM74 176V177H75ZM204 176H199V177H197V178H194V179H192L191 180V182H192V185H191V188H193L194 186H196V187H198L199 189H201V191H203V192H205V193H207L209 196H211V197H221L222 198V200H223V202L225 201L226 203H225V205H227V207H229V206H233L234 205V207L235 206H237V209H239V208H241V207H244V208H242L243 210L245 209V207H252V208H246V211L244 210V212H246V214H248L249 212V216L248 217H250V216H252V215H256V213L259 215V216H261L260 214H259V212L261 213V214H263L262 212H261V210H262V207H260L259 206V208L257 209V206L255 205V207L251 204L250 205V203H248L249 201L251 202L255 197H258V198H260V199H262L263 201H264V186H260V185H258L257 183L258 182H256V181H259L260 180V176H256L255 174H250V175H248V176H246V177H240V176H238L237 178H235V177H232V176H230V177H224V178H210V177H204ZM8 178V179H7ZM27 178V179H26ZM31 178V179H30ZM34 178V179H33ZM49 178H50V180H49ZM55 178H57V181H56V179ZM68 178H71V177H68ZM76 178V177H75ZM12 179V180H11ZM72 179V178H71ZM87 179V178H86ZM7 180V181H6ZM9 180H11L12 182H18L16 185L13 183V185H10V182L11 181H9ZM38 180V181H37ZM48 180V181H47ZM59 180V181H58ZM75 180V179H74ZM85 180V179H84ZM83 180V181H84ZM6 181V182H5ZM30 181H32V182H30ZM69 181H72L73 182V180H69ZM12 182H11V184H12ZM72 182H70V183H72ZM78 182V181H77ZM80 182V181H79ZM85 182V181H84ZM69 183V182H68ZM75 182H73V184H74ZM22 184V185H23ZM73 184H71V185H73ZM76 184V183H75ZM80 184V183H79ZM15 185V186H14ZM26 185V186H25ZM71 185H69L70 186V190H72V192H73V194H76V192L78 191V189H77V187L76 186H74V189H71V188H73ZM50 186V187H49ZM78 187H79V185H77ZM24 187V188H23ZM18 188V189H19ZM27 188V189H26ZM25 190V191H24ZM36 190V191H35ZM59 190H61L62 192H60ZM8 191V190H7ZM13 191V192H12ZM17 191L19 192L18 194V196H17ZM53 191V192H52ZM191 191V190H190ZM11 192V193H10ZM33 192V193H32ZM34 192H35V194H34ZM44 192V193H43ZM75 192V193H74ZM13 193H15V194H13ZM24 193V194H23ZM42 193L43 194H45V195H43L42 196ZM78 193V192H77ZM28 194H29V197H28ZM54 194V195H53ZM58 194V195H57ZM192 194V192L191 193H189L188 195L187 194H183V196L181 195V196H179V194H177V192L175 193V194H173V195H171V194H168V195H166V197H167V199H168V202H169V208H173L174 209V212H176L177 211V209L178 208H180L181 206H182V203H187V202H196V201H193V200H191V201H189V196L190 197H192L193 196V194ZM60 195V196H59ZM234 195H238L237 196V198L238 199H240L241 198V200L239 201L240 203H241V205H239V204H237V202H236V200H234L233 199V196ZM32 196V197H31ZM236 196H234V197H236ZM10 197V198H11ZM31 197V198H30ZM9 197H8V199H7V201H10L9 199H10ZM28 198H30V199H32L31 200V202H28L27 203V199ZM43 198V199H42ZM63 198V199H64ZM48 199V200H47ZM59 199V200H58ZM252 199V200H251ZM29 200V199H28ZM34 200V201H33ZM42 200V201H41ZM20 202H21V200H19ZM25 201V202H24ZM36 201V202H35ZM62 201V202H61ZM70 201V202H69ZM221 201V200H220ZM219 201V202H220ZM5 202V203H4ZM39 202H41V203H39ZM182 202V203H181ZM223 202L222 203H220L221 205L223 204ZM6 203H8V205L6 204ZM17 203H18V205H17ZM30 203V204H29ZM35 203V204H34ZM65 203V204H64ZM243 203V204H242ZM245 203H246V205L247 206H245ZM5 204V205H4ZM39 204V205H38ZM61 204H64V206L65 207H63L64 209H63V211L65 212V214L63 213V211H62V208H61ZM69 205V204H68ZM224 205V206H225ZM229 205V206H228ZM242 205H244V206H242ZM250 205V206H249ZM8 206H11L10 208L8 207ZM18 206V207H17ZM21 206V205H20ZM67 206V207H66ZM223 206V205H222ZM231 206V207H232ZM241 206V207H240ZM195 207V206H194ZM197 207H199V206H197ZM196 207V209L195 210H193V213H196V214H198V213H200L199 212V210H198V208ZM12 208V209H11ZM260 208H261V210H260ZM10 209V210H9ZM258 210V212H257V210H256V213H255V211H251V210ZM7 210H8V213H6L7 212ZM21 210V209H20ZM25 210H28V212L27 211H25ZM45 210V211H44ZM153 210V209H152ZM239 210H241V209H239ZM239 210H237V212L239 211ZM263 210H264V206H263ZM9 211H12V214L10 213L9 214ZM26 212V214L28 215V213H32L33 211H34V215H33V213L32 214H30V215H33L32 216V218H34L33 219V221H30V220H32V218L30 219V217L31 216H29V218L28 219H30V220H28L27 218L25 219V217L27 216L26 214H24L25 212ZM29 211H31V212H29ZM41 211V212H40ZM68 211V210H67ZM148 211H151V210H148ZM147 211V212H148ZM248 211V212H247ZM144 212H146V211H144ZM253 212V213H252ZM264 212V211H263ZM66 213H67V215H66ZM190 213V212H189ZM239 213H240V211H239ZM239 213H238V216H239ZM21 214V215H20ZM237 214V213H236ZM242 215H244L243 217H245V218H248L247 217V215H245L243 212L241 213ZM8 215H10L11 217H14L15 215V217L17 218H13L12 220L10 219L11 217L10 216H8ZM17 215H19V216H17ZM46 215V216H45ZM65 215L67 216V217H65ZM242 215H240V216H242ZM258 215H256V216H258ZM8 217V218H7ZM10 217V218H9ZM28 217V216H27ZM263 217L264 216H262L261 218V220L259 221L258 220V217L256 218V220L257 221H259V224L261 223V221L263 220L264 221V219H263ZM64 218H66V219H64ZM8 219L11 221H9L10 223H12V221H15L16 220V222H14L13 224L16 226H14L13 224H11V226L13 225V227H9L10 229H11V231H12V233H14V231H18V233H19V235H20V231H21V237H22V235H24L23 237H24V241H26V245L25 244H22V245H25L24 246V248H25V250L24 249H22L23 247H22V245H21V242H23V241H19L18 240V243L20 242V248L18 247L19 245L17 244V239L19 238V239H22L19 235H18V233H17V235H18V237H17V235L15 234V235H11L12 233H11V231H10V233H9V229H7V225H9V223H8ZM44 219V220H43ZM254 219V218H253ZM2 220H4V222H2ZM255 220V219H254ZM256 220L253 222V220H252V223L254 224V223H256V224H258V222H256ZM28 221V222H27ZM30 221V222H29ZM241 221H243L242 223H244V221L245 220H241ZM240 221V222H241ZM262 221V222H263ZM238 223H240L239 222V220L237 221ZM8 223V224H7ZM16 223V224H15ZM245 223H247V220H246V222ZM5 224H6V227L5 228H3L4 226H5ZM35 224V223H34ZM256 224L254 225L255 227H254V231H257V229L259 228V227H261V228H259V230L261 231V234H260V236H262V233H263V231L261 230V229H263L262 228V225L264 226V222H263V224H261V226L259 225V227L257 226L256 227ZM23 225V224H22ZM29 225H31V226H29ZM41 226H42V229H40V231H39V229L38 228H41ZM235 226V225H234ZM20 228V229H18V228ZM245 227H247V226H244V230L245 231H247L248 230V227H247V230H246V228ZM1 228H3V229H1ZM37 228V229H36ZM252 229H253V227H251ZM4 230V231H3ZM41 230H42V233H41ZM61 230V231H60ZM243 230V231H244ZM5 231H7V233H5ZM22 231H24V234L22 233ZM53 231H54V233H55V231H56V236H55V234L53 235ZM260 231H259V233H260ZM39 233V234H38ZM8 234V235H7ZM11 236H10V235ZM259 235V234H258ZM10 236V237H12L14 240H15V243L12 241V243L13 244H15V247H12V245L11 246H9L10 244L7 242V241H9V239H8V237ZM54 236H55V238H56V240H58V241H56L55 239H53L54 238ZM263 236H264V233H263ZM7 237V238H6ZM9 237V238H10ZM16 237V238H15ZM61 237V238H62ZM60 238V239H61ZM260 238V240H262L261 239V237H259V236H257V235H254V239H256L257 241H258V245H257V247H258V252H256V250H254V251H251V253H249V254H252L253 255V257H252V259H256V260H252L251 258V260H252V263L253 264H264V263H262L263 261H264V239H263V244H261L260 245V241L258 240ZM8 239V240H7ZM11 239V238H10ZM27 239V240H26ZM3 240H5V241H3ZM12 240V239H11ZM11 240H10V243H11ZM56 241V242H55ZM35 242V243H36ZM32 244H33V242H31ZM30 243V244H31ZM34 243V244H35ZM63 243V244H62ZM65 243V244H64ZM74 243V244H73ZM261 243H262V241H261ZM31 244V245H32ZM33 244V245H34ZM68 244V245H67ZM247 244V243H246ZM246 244H245V246H246ZM17 245V246H16ZM39 245H42V246H39ZM40 247V249H39V247ZM44 246V247H43ZM248 246H250V244L248 243ZM261 246V247H260ZM18 248V250L19 251H21L20 253L17 251V248ZM1 248H4V250L3 249H1ZM14 248H16V250H15V259H14V250L12 251L11 249H14ZM37 249V250H36ZM38 249H39V251H38ZM44 250L43 252H42V250ZM248 249H249V247H248ZM8 250V252H6ZM22 250H24V251H22ZM34 250H36L37 251V253H39V252H41L39 255H37V257H36V255H35V252L36 251H34ZM12 251V252H11ZM29 251V252H30ZM75 252V251H78V253H79V256L78 255H76V254H78L77 252H75V255H73V256H71V257H69V254L71 255V253L70 252ZM4 253V254H2V253ZM11 253H12V259L9 257V255L11 256ZM63 253V254H62ZM66 253H68V255L66 254ZM142 253H143V255H142ZM176 251H174V254L172 255V257H175L176 256ZM2 254V255H1ZM5 254H6V256H5ZM18 254H20L19 256H18ZM41 254H43V255H41ZM45 254V255H44ZM81 254H82V256H81ZM248 254V253H247ZM8 255V256H7ZM143 257H142V256ZM254 255H256V256H254ZM1 256H3V258L1 257ZM5 256V257H4ZM43 258H42V257ZM45 256V257H44ZM78 256V257H77ZM138 256H141L139 259L137 258ZM147 253H144V252H141V254H137V255H132V257L130 258V257H128V260H127V264H147V262H146V260H147ZM7 257V258H6ZM19 259L20 258V260H18L17 258ZM69 257V258H68ZM136 257V258H135ZM249 257V256H248ZM250 257H251V255H250ZM6 258V259H5ZM68 260H67V259ZM142 258V259H141ZM246 259H247V257H245ZM62 259H64V260H62ZM81 259V260H80ZM138 259V260H137ZM176 259V258H175ZM250 259L248 258L246 261H248V263L250 262ZM17 260H18V263H17ZM130 260H132V262L130 261ZM134 260V261H133ZM135 260H137V261H139V263L137 262V261H135ZM171 261V260H173L174 261V259L173 258H168V261ZM242 260H245L244 258L242 259ZM241 260V261H242ZM24 259H23V261L20 263V264H22V263H24ZM64 263H63V262ZM77 261H79V262H77ZM259 261H260V263H259ZM75 262V263H74ZM172 262V261H171ZM71 263V264H72ZM242 263V262H241ZM244 263V262H243ZM251 263V264H252ZM1 264V263H0ZM69 264V263H68ZM240 264V263H239ZM244 264H246V263H244ZM250 264V263H249Z\"/></svg>",
    "mask_w": 264,
    "mask_h": 264
}]
</instances>
